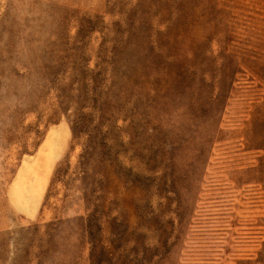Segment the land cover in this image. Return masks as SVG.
<instances>
[{"label":"rangeland","instance_id":"1","mask_svg":"<svg viewBox=\"0 0 264 264\" xmlns=\"http://www.w3.org/2000/svg\"><path fill=\"white\" fill-rule=\"evenodd\" d=\"M0 264H264V0H0Z\"/></svg>","mask_w":264,"mask_h":264},{"label":"trees","instance_id":"2","mask_svg":"<svg viewBox=\"0 0 264 264\" xmlns=\"http://www.w3.org/2000/svg\"><path fill=\"white\" fill-rule=\"evenodd\" d=\"M89 133V132H88ZM87 133V134H88ZM89 147H90V145L88 144V145H86V146H84V148H83V151H82V153L80 154V158L82 159H80L79 161H78V167H80L81 169H82V172L83 173H85V170H84V166L87 164V162H86V160L87 161H89V159L91 158V151H89ZM83 159H84V161H83ZM83 177H85V176H83Z\"/></svg>","mask_w":264,"mask_h":264}]
</instances>
